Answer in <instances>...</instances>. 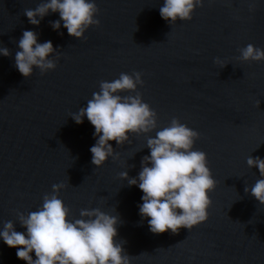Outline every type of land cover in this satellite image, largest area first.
<instances>
[{
    "label": "water",
    "instance_id": "water-1",
    "mask_svg": "<svg viewBox=\"0 0 264 264\" xmlns=\"http://www.w3.org/2000/svg\"><path fill=\"white\" fill-rule=\"evenodd\" d=\"M44 2L0 0V47L9 52L0 56V229L11 221L24 232L18 214L36 211L52 186L63 184L66 219L92 209L118 216L115 239L130 264H264V206L244 191L260 178L246 159L264 158V62L237 60L248 44L264 50V0H202L190 21L173 26L159 15L163 0H94L99 26L81 40L62 26L52 30L58 13L28 23L24 11ZM26 30L38 43L51 41L59 54L54 70L18 73L14 56ZM133 72L141 74L137 91L157 127L120 146L110 141L117 157L95 168L94 129L69 115L86 106L101 81ZM173 118L199 134L192 150L206 154L215 187L204 222L152 234L138 215L141 191L118 175L137 176L147 138ZM0 264L25 262L0 241Z\"/></svg>",
    "mask_w": 264,
    "mask_h": 264
},
{
    "label": "clouds",
    "instance_id": "clouds-1",
    "mask_svg": "<svg viewBox=\"0 0 264 264\" xmlns=\"http://www.w3.org/2000/svg\"><path fill=\"white\" fill-rule=\"evenodd\" d=\"M201 2L163 0L159 15L171 26L177 21H190ZM50 12L59 15L58 20L50 22L52 30L58 31L62 26L76 40H81L89 27L99 26L94 0H46L34 10H25L24 16L30 25L38 26ZM17 48L14 66L24 78L30 77L33 69L41 74L54 70L56 61L52 57L59 58L51 41L38 43L37 34L30 30L23 31ZM8 55V49L0 47V56ZM237 60L264 62V50L248 44L239 50ZM213 63L222 67L225 64L218 58ZM138 86L142 87L143 81L137 72L101 81L99 91L92 93L86 106L69 115L77 125L86 118L94 129L95 143L89 152L95 168L117 157L110 141L120 146L129 142V135H147L156 129V113L142 101ZM198 138L195 130L173 118L167 127L147 138L149 154L142 158L137 176L129 178L127 171L118 175L129 187L141 191L138 215L147 220L152 234H176L180 228L190 230L207 219L208 194L214 190L215 182L206 154L192 150ZM246 165L257 169L260 178L244 191L264 206V158L249 156ZM63 188V184H54L52 194L43 197L36 211L27 216L18 214V224L24 232L15 231L11 221L5 222L0 241L16 249V258L25 264H130L131 258L122 250L123 241L115 239L118 216L92 209L81 210L80 219H66L69 209L58 198Z\"/></svg>",
    "mask_w": 264,
    "mask_h": 264
}]
</instances>
